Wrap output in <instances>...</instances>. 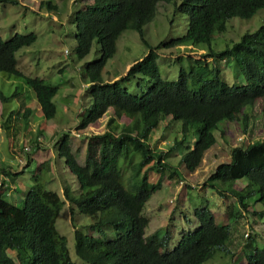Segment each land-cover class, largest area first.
<instances>
[{"label":"trees","instance_id":"obj_1","mask_svg":"<svg viewBox=\"0 0 264 264\" xmlns=\"http://www.w3.org/2000/svg\"><path fill=\"white\" fill-rule=\"evenodd\" d=\"M170 1L78 2L82 7L71 19L75 26L74 57L83 60L93 43L97 44L99 55L83 68L84 97L89 100V105L83 111L78 110L81 119L76 132L84 131L106 114L110 115L105 118L101 134L80 137L75 133L71 137L70 133H63L52 143L55 154L63 160L77 183L76 191L70 187L63 189V201L56 193L36 186L20 198L14 184L22 160L17 172L0 165V264H73L66 239L56 230L58 214L66 204L71 209V219L74 210L82 215H98V221L85 228L86 231L88 227L96 230L99 237L73 227L75 255L87 264H204L216 253L231 254L228 246L230 227L217 224L208 207L194 210L198 227L182 233L172 249H169V230L166 229L163 235L158 232L145 235L149 221L142 211L151 196L162 188L166 171L169 177L180 181L166 160L174 147L181 145L191 132L196 133V142L179 162L188 173H193L202 163L206 151L216 144L214 133L218 125L223 121L234 122L238 114L244 113L246 128L245 109L264 98V24L252 33H244L239 41L222 52L211 49L212 40L226 32L230 20H250L264 9V0H181L175 6L176 11L188 18L184 39L193 44L204 43L208 47L205 58L234 61L246 84L229 85L219 79L218 69H210L206 62L199 70L192 66L188 70L180 67L176 81L163 80L158 67V50L172 48L175 41L156 47L148 45V52L141 60L129 64L125 76L103 81L102 71L115 55L116 42L122 33L131 29L144 41L143 27L154 19L158 3ZM5 3L17 5L18 2L0 0V4ZM43 3L48 10L56 9L50 0L41 1V6ZM35 41L34 33L14 34L5 41L0 36V72L20 77L15 55ZM22 79L30 88L43 118L46 121L54 119L58 86L39 77L23 76ZM131 80L136 81L139 94H130L126 88ZM18 96V92L13 94V97ZM9 100L0 91L1 104ZM24 109L26 111L21 114ZM14 112L18 113L16 123L20 119L26 123L31 121L28 108L21 106L9 114L14 115ZM123 118L129 122H120ZM167 118L171 122H181L182 136L167 152H161L151 148L150 136ZM4 121L1 124L7 128L10 118ZM37 137H31L30 142ZM75 138L83 142L81 163L76 157V154H83L80 147L73 151ZM33 144L39 154L40 142L37 140ZM24 150L23 161L28 165L32 160L31 150L29 147ZM150 173L157 175L155 182L149 181ZM239 180L247 182V187L255 188L252 192L258 198L254 203L259 202L264 209V141L231 148L230 161L217 165L205 180V187L214 188L220 197L233 199L230 204L226 201L228 221L241 217V211L250 212L247 200L251 193L236 186L235 182ZM109 230L113 231V238L109 236ZM15 237H23L29 244L27 247L17 245ZM246 238L249 251L245 254V263L264 264V248H258L251 236ZM245 245L246 242L243 247Z\"/></svg>","mask_w":264,"mask_h":264},{"label":"rangeland","instance_id":"obj_2","mask_svg":"<svg viewBox=\"0 0 264 264\" xmlns=\"http://www.w3.org/2000/svg\"><path fill=\"white\" fill-rule=\"evenodd\" d=\"M16 1L17 5L0 4V36L5 41L14 34L34 33L36 41L31 46L20 49L15 55L16 69L20 72V77L8 76L0 72V91L6 98H10L5 104L0 102V165L10 167L17 172L19 162L22 160L21 173L18 172L14 184L18 188L20 198L23 197L24 192L36 186L37 189L44 188L56 193L63 201V189L70 187L76 191L77 183L74 176L65 168L63 160L55 154L52 143L63 133H70L71 137L74 133L80 137L101 134L104 131L105 118L110 115V113L106 114L96 124L84 131L76 132V126L81 119L78 110L83 111L89 105V100L84 97L86 84L82 79L83 68L99 54L97 44L93 43L90 53L83 60L75 59L73 54L75 26L71 23V19L78 8L82 7L78 2L85 3L89 0H50L52 5L56 6L54 10H48L45 3L41 6L40 2L47 0ZM180 2L181 0H172L168 3H158L154 19L143 27L145 42L131 29L122 33L116 42L115 55L106 63L102 71L103 81H113L125 76L127 65L141 60L148 52V45L156 47L160 43L165 45L175 41L176 44L172 48L161 47L158 50V67L163 80L176 81L180 67L188 70L192 66L195 70H199L206 62L209 63L210 69L217 68L219 79H223L229 85L240 86L247 83L234 61L205 58L204 53L208 51V47L204 43L193 44L191 40L184 39L188 18L185 14L176 11L175 6ZM263 24L264 9L257 12L250 20L232 19L227 23L226 32L214 37L211 49L216 53L222 52L227 46L239 41L244 33H252ZM66 51L69 54H66ZM192 62L199 64L193 65ZM23 76L39 77L58 86L54 98L56 106L54 119L46 121L43 118L30 88L22 79ZM126 88L130 94H139L134 80L128 82ZM15 92L19 93L18 97H13ZM21 106L30 110V122L26 123L24 119H20L16 123L18 113L9 114L10 111H16ZM25 111L24 109L21 114ZM245 114L246 128L243 125L244 113L238 114L234 122L223 121L218 125V130L214 133L216 144L206 151L202 163L193 173H188L179 162L183 154L196 142V133L191 132L181 145L173 148L172 154L167 156L166 160L177 172V179L180 181L176 182L175 178L169 177L166 171L162 188L145 204L142 215L149 221L145 230L146 236L155 232L163 235L167 229L171 236L169 249H172L182 233L191 232L198 227L193 215L194 210L208 207L214 214L217 224L220 226L228 224L230 227L228 246L231 254L216 253L204 264H246L245 254L249 251V247L245 235L255 239L258 248H264V209L259 202L254 203L258 198L257 194L252 192L255 188L247 187V182L244 180L235 182L237 187L246 188L251 193L247 202L251 206L249 211L253 213L241 211V217L228 221L226 208L233 199L228 196L220 197L214 188L205 187V180L215 167L230 161L231 148L264 141V98L257 99L251 107L245 109ZM7 118H10V121L6 123L7 128H5L1 123ZM120 122L125 123L129 120L123 118ZM25 127L27 129H24ZM28 129L30 133L27 134ZM181 129V122H171L170 118H167L154 129L149 145L157 151L167 152L175 140H181ZM37 135L33 142L37 140L40 142L39 154L33 142H30L31 137ZM76 139L73 140V151L80 147V152L83 154H76V157L81 163L84 158L83 142ZM24 147L27 149L29 147L31 150L32 160L28 165L23 161ZM156 180L157 175L150 173L149 181ZM187 184L191 188H188ZM97 221L98 215H82L76 210L71 219V209L67 204L58 214L56 230L66 239L68 254L73 264H87L75 255L73 227L99 237L96 230L88 227L86 231L85 228ZM109 231V236L112 235L113 238V231ZM14 241L24 247L29 244L23 237H15ZM245 242L246 245L243 247Z\"/></svg>","mask_w":264,"mask_h":264},{"label":"clouds","instance_id":"obj_3","mask_svg":"<svg viewBox=\"0 0 264 264\" xmlns=\"http://www.w3.org/2000/svg\"><path fill=\"white\" fill-rule=\"evenodd\" d=\"M75 134V133H74ZM23 154H26L25 150H24V153ZM21 161V160H20ZM246 236V235H245ZM247 237V236H246Z\"/></svg>","mask_w":264,"mask_h":264},{"label":"crops","instance_id":"obj_4","mask_svg":"<svg viewBox=\"0 0 264 264\" xmlns=\"http://www.w3.org/2000/svg\"><path fill=\"white\" fill-rule=\"evenodd\" d=\"M130 65L127 66V69L129 68Z\"/></svg>","mask_w":264,"mask_h":264}]
</instances>
